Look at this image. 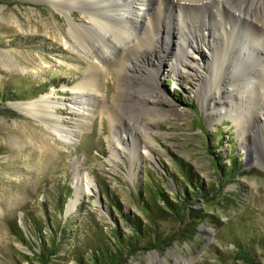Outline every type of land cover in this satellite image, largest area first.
Instances as JSON below:
<instances>
[{"label": "rangeland", "instance_id": "374dc122", "mask_svg": "<svg viewBox=\"0 0 264 264\" xmlns=\"http://www.w3.org/2000/svg\"><path fill=\"white\" fill-rule=\"evenodd\" d=\"M219 1L237 14L249 5L233 0H148L151 6L161 2L167 17L162 14V31L153 44L158 51L149 53L144 64L142 53H130L131 44L108 57L95 97L103 109L96 110L88 99L94 115L69 145L46 123L22 114L14 105L36 104L39 113L51 102L58 106V114L48 118L58 119L62 129H74L79 118L71 109H84L85 98L75 100L73 93L88 81V60L68 50L65 38L69 39L71 23L86 21L89 7L75 4L66 18L40 0H0V264H39L34 252L39 253L42 241L47 243L50 236L60 248L49 264H77L78 257L91 255L97 241L110 246L108 236L116 228L131 236V226L122 215L146 225L140 200L155 185L169 199L181 195V169H191L204 192L213 194L199 192L187 202L181 220L158 222L156 231L165 242L124 255L118 264H264V122H258L256 115V122L245 119L249 121L245 136L231 116L210 119L212 106L202 101L207 83L197 90L196 71L181 70L183 78L178 80L166 62L175 53L177 36L167 34L164 25L179 27L175 5L200 12L204 16L200 21H207L203 28L210 33L211 19L218 21L214 10ZM92 2L97 9L103 6ZM257 2L250 5L251 17L240 15L238 34L247 28L253 39L257 36L250 28L264 20V6ZM65 4L66 0L59 3L62 9ZM218 15L222 21V13ZM121 52L127 55L126 62L131 60L128 64L138 59L140 70L134 72L126 64L134 74L123 75L116 64ZM230 55L235 57V50ZM252 56L264 62L260 50ZM188 57L200 62L201 71L209 70L203 58ZM214 64L208 60V65ZM226 65L221 69L227 83L228 72L234 69ZM153 68L158 71L151 77L147 71L154 72ZM257 100L253 99L254 106L259 105ZM108 107L117 111L121 124L111 122ZM150 115L152 121L144 126L142 121ZM253 133L258 139L252 141ZM120 137L124 149L115 150ZM74 160L91 177L94 190L79 194V202L69 210ZM195 214L202 218H193Z\"/></svg>", "mask_w": 264, "mask_h": 264}, {"label": "bare ground", "instance_id": "6f19581e", "mask_svg": "<svg viewBox=\"0 0 264 264\" xmlns=\"http://www.w3.org/2000/svg\"><path fill=\"white\" fill-rule=\"evenodd\" d=\"M63 1L64 0H40V2L49 4L54 9L58 10L59 13H65L66 18L71 16L70 11L75 4L89 7V11L87 10L88 13H86V21L79 24L71 19V22L74 23H71L69 39L65 38V45L68 50L81 54L88 60V81H82V86L76 88L77 91L73 93V99L75 100L81 98V96L85 98V108L80 109L76 107L77 109H71V113L78 117L79 120L76 121L74 129L65 130L60 127L58 119L51 121L52 119L48 118V116L53 118V115L58 114V106L56 104L48 102V105L45 107L46 110L39 109V113L37 112L36 104L25 106L22 104H15L14 107L22 114L28 115L29 113V115L41 124L44 125L46 123L48 130L52 132L53 135L60 138L64 143L70 145L75 141L77 133L80 131L82 132L86 128V125L91 118L89 116L94 115L93 110L88 108L91 107V104L86 102H88V99L90 100V98H94L95 100V97L100 94L99 80L102 77L103 71L106 70L105 61L109 59L108 57L119 54L120 48L123 50L131 44L132 49H130V53H142L141 63L144 64L145 58L149 53H155L158 51L157 46H154L153 44L154 42L157 43V34L162 31L161 24L163 18L165 17L166 19L167 17L164 16L161 2L155 4V6L157 5L155 7L151 6L152 4H150V2L148 3V0H66L64 9H62L59 3ZM92 1L100 4L102 3L103 6L100 9H97V7H94L96 5L93 4ZM180 1L200 2L204 0ZM233 1L234 3L237 2V4L241 2L240 5H244L245 3L249 5L245 8L246 11H244V9L238 10L240 13L237 14L232 11V8L226 5V3V7H224L223 4L221 5L222 2L220 1L216 3L218 8H215L214 13H217L218 21L211 19L212 24L209 23V26L211 27L210 33L207 30L208 28H203L206 26L207 21H200V19L204 20V16H201L200 12L197 13L195 9L186 8L185 6L182 7L180 4L175 5L177 6V22L179 23V27L174 29L168 26V24L164 25L167 34L177 36L175 41V53L170 59L166 60V62L169 69L178 77V80L183 78L180 75L181 70L188 71V69H191L193 72L196 71V73L199 74L200 79L198 80L199 88L197 87V90L203 88L207 83L206 88H203L205 93L202 101L206 103L208 102V105L212 106L210 119H218L223 115L231 116L233 121L238 124V130L246 136L249 121L247 122L245 119H251L256 122V115L258 122H264V62L257 61V58H259L258 56H261L260 54H258L257 57L252 56L254 55L255 50H260L264 54V20L259 18L262 22L259 21L261 25L258 27H254L253 24L250 25V28L252 27L251 29L253 30V35H257L254 36L255 39H253L251 34H247V28L245 31H239L238 34L237 30L240 24L236 25V23L237 21H240V15L245 14L246 16L251 17L249 15L251 10L249 11V9L251 8L250 5L252 2L261 1L264 6V0ZM150 6L151 13L148 10ZM219 7L221 9H219ZM228 8H230V10ZM256 9H259V7ZM220 13H222V21L218 15ZM142 16L143 18L140 20L139 18ZM213 20L218 24L217 26H213ZM228 21H231V23L229 24ZM247 22L251 23L252 21ZM161 40L163 42L165 41V39ZM167 43L165 44L169 45V43ZM205 50L208 52L205 53ZM231 50H235V57L231 56L232 54L230 55ZM190 54L198 56L201 60L204 59L206 65L203 66H209V70H207V72L201 71L200 62H197L195 57H193L194 60L189 59L188 56H190ZM120 55L116 58V64L123 75H126L129 71V69L127 70L126 68V64L131 60L126 62L128 58L124 52H121ZM207 56L210 58H207ZM158 59V66L161 67L160 55ZM209 59L214 60L215 64L208 65ZM134 60L136 63H130L128 65L133 69L132 71L135 72L136 68L139 71L141 64L138 63V59ZM149 63L153 65L151 60ZM228 63L234 70L232 73L228 72L231 77L228 78L226 83V80H224L225 74L223 73L225 70H222L221 67L223 68L224 64L225 68H227L226 64ZM153 69L154 72L147 71L151 77L152 74L155 76V73L158 71L155 68ZM129 73L134 74L130 71ZM149 98L151 97L149 96ZM252 98L258 99L256 102L259 103V105L254 106ZM92 99V103L97 105V107L94 106L96 107V110L103 109L102 105H98V101H93ZM213 101H217L216 104ZM87 104L89 106H87ZM73 105L76 106L79 104L73 102ZM108 108L111 122L121 124L122 118L116 113L117 111L115 112L112 108ZM48 110H50V112ZM246 114H248V116H246ZM144 116L146 117V115ZM151 121L152 117L150 115L148 119L142 122H145L144 126H147V123ZM257 135L253 133L250 140L253 141L254 139H258ZM122 143L123 140L121 137L116 139L117 147H115V150L124 149ZM244 148L243 144V149ZM71 170L73 199L71 198L68 201L69 210L79 202V194L84 193V195H88L94 190L91 177L82 171L78 161L74 160L72 162Z\"/></svg>", "mask_w": 264, "mask_h": 264}, {"label": "trees", "instance_id": "16d2710c", "mask_svg": "<svg viewBox=\"0 0 264 264\" xmlns=\"http://www.w3.org/2000/svg\"><path fill=\"white\" fill-rule=\"evenodd\" d=\"M227 175L229 176V174ZM181 177L183 182H181L178 190L182 197L179 194H174V199H169L162 189L156 185L148 189L146 199L140 200V208L146 216V225H142L138 220L131 219L127 215H122L125 222L131 226V236L122 235L117 228L112 230L111 235L108 236L110 246H105L101 240L97 241L91 255L78 257L76 259L77 264H118L123 260L124 255H130L135 250H140L145 246L146 248H153L161 242H165L156 231L157 223L168 221L170 218L181 220L183 217L182 211L187 208V202L197 198L200 193L204 196L213 194L212 192H204L198 177L191 169H181ZM159 201L162 205H159ZM110 202L112 206L119 209L113 201ZM193 216V218H199V220L202 218L201 214ZM33 227L35 228V225ZM19 232V238L25 242L22 231ZM38 232H40V229ZM40 247L39 253L34 252L36 261L39 264H49L50 259L56 255L60 245L55 243L53 237L50 236L49 241L47 243L42 241ZM244 255L249 256L250 254L246 253Z\"/></svg>", "mask_w": 264, "mask_h": 264}]
</instances>
